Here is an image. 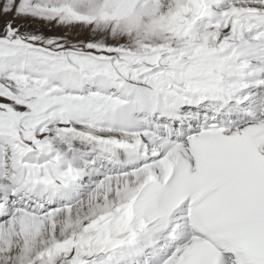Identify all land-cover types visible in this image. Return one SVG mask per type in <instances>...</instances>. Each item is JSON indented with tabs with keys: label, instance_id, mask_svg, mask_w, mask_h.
I'll return each mask as SVG.
<instances>
[{
	"label": "snow or ice",
	"instance_id": "obj_1",
	"mask_svg": "<svg viewBox=\"0 0 264 264\" xmlns=\"http://www.w3.org/2000/svg\"><path fill=\"white\" fill-rule=\"evenodd\" d=\"M0 264H264V0H0Z\"/></svg>",
	"mask_w": 264,
	"mask_h": 264
}]
</instances>
